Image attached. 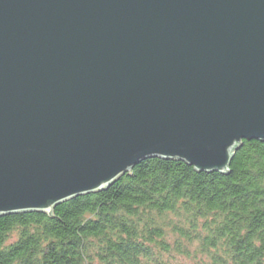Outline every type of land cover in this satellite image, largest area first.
I'll return each instance as SVG.
<instances>
[{"label": "water", "instance_id": "1", "mask_svg": "<svg viewBox=\"0 0 264 264\" xmlns=\"http://www.w3.org/2000/svg\"><path fill=\"white\" fill-rule=\"evenodd\" d=\"M253 140L264 0H0V217L154 157L227 173Z\"/></svg>", "mask_w": 264, "mask_h": 264}, {"label": "trees", "instance_id": "2", "mask_svg": "<svg viewBox=\"0 0 264 264\" xmlns=\"http://www.w3.org/2000/svg\"><path fill=\"white\" fill-rule=\"evenodd\" d=\"M264 264V141L229 172L149 158L108 189L0 217V264Z\"/></svg>", "mask_w": 264, "mask_h": 264}, {"label": "rangeland", "instance_id": "3", "mask_svg": "<svg viewBox=\"0 0 264 264\" xmlns=\"http://www.w3.org/2000/svg\"><path fill=\"white\" fill-rule=\"evenodd\" d=\"M192 262V259L185 256H177L173 258L170 262V264H190Z\"/></svg>", "mask_w": 264, "mask_h": 264}]
</instances>
